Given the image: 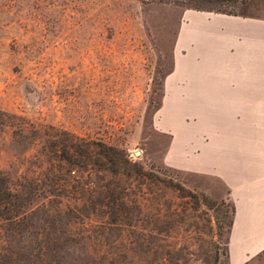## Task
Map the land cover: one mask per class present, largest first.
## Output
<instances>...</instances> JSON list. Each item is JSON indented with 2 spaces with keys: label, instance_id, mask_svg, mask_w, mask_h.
Returning <instances> with one entry per match:
<instances>
[{
  "label": "rangeland",
  "instance_id": "rangeland-1",
  "mask_svg": "<svg viewBox=\"0 0 264 264\" xmlns=\"http://www.w3.org/2000/svg\"><path fill=\"white\" fill-rule=\"evenodd\" d=\"M190 9L264 0H0V264H227L231 202L156 126Z\"/></svg>",
  "mask_w": 264,
  "mask_h": 264
},
{
  "label": "crops",
  "instance_id": "crops-1",
  "mask_svg": "<svg viewBox=\"0 0 264 264\" xmlns=\"http://www.w3.org/2000/svg\"><path fill=\"white\" fill-rule=\"evenodd\" d=\"M157 116L158 129L171 135L164 163L204 179L208 194H226L233 206L227 264L258 256L264 251V14L186 10Z\"/></svg>",
  "mask_w": 264,
  "mask_h": 264
},
{
  "label": "trees",
  "instance_id": "trees-1",
  "mask_svg": "<svg viewBox=\"0 0 264 264\" xmlns=\"http://www.w3.org/2000/svg\"><path fill=\"white\" fill-rule=\"evenodd\" d=\"M222 13H228V12H222ZM6 183H7L6 180H4V178H2L0 175V212L6 208L8 203H11L12 195H9V196H6V195L13 194V192L10 190L8 185H6Z\"/></svg>",
  "mask_w": 264,
  "mask_h": 264
},
{
  "label": "built area",
  "instance_id": "built-area-1",
  "mask_svg": "<svg viewBox=\"0 0 264 264\" xmlns=\"http://www.w3.org/2000/svg\"><path fill=\"white\" fill-rule=\"evenodd\" d=\"M136 154H137L136 152H133L131 155H132V156H135Z\"/></svg>",
  "mask_w": 264,
  "mask_h": 264
}]
</instances>
